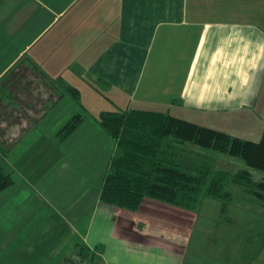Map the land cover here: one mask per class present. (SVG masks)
Instances as JSON below:
<instances>
[{
  "label": "crops",
  "instance_id": "0c3cea01",
  "mask_svg": "<svg viewBox=\"0 0 264 264\" xmlns=\"http://www.w3.org/2000/svg\"><path fill=\"white\" fill-rule=\"evenodd\" d=\"M38 80L80 99L101 87L109 111L167 112L259 141L264 0H0V138L24 129L9 148L0 140L14 176L0 192V264H264V228L152 199L138 211L101 202L116 148L98 122L106 110L89 116L85 104L84 122L61 139L81 110H60L69 96L53 100Z\"/></svg>",
  "mask_w": 264,
  "mask_h": 264
},
{
  "label": "trees",
  "instance_id": "16d2710c",
  "mask_svg": "<svg viewBox=\"0 0 264 264\" xmlns=\"http://www.w3.org/2000/svg\"><path fill=\"white\" fill-rule=\"evenodd\" d=\"M65 86L79 103L80 91L67 83ZM84 120L81 113L74 114L59 131L61 139L71 135ZM98 122L116 147L103 178L101 202L138 211L145 199H152L195 211L204 197H211L221 202L224 213L233 199L228 187L237 185L264 205V178L255 180L252 172H264V133L259 141H251L167 112L134 109L102 111ZM187 146L239 158L245 168L213 172L210 165L200 161L203 154ZM190 154L194 158L188 157ZM188 161L191 164L185 163ZM13 184V174L0 164V192ZM89 254L85 247H79V259L86 261ZM92 259L99 258L93 255Z\"/></svg>",
  "mask_w": 264,
  "mask_h": 264
},
{
  "label": "rangeland",
  "instance_id": "374dc122",
  "mask_svg": "<svg viewBox=\"0 0 264 264\" xmlns=\"http://www.w3.org/2000/svg\"><path fill=\"white\" fill-rule=\"evenodd\" d=\"M10 75L11 74H9V76ZM37 82L41 86L39 87L37 85L38 87L36 86V88H38V90H42V91L44 90L42 92L44 94H47V92H49L51 87L54 89L53 100H57L58 96H60V95L69 96V99L67 101L68 103L67 102L62 103L63 105H61V103L59 104L60 110H63V108L67 104L69 106L64 108V111L69 110V109L72 111V108L74 106H77L79 108V110H81L79 112L85 118V117H87V115L83 113L84 111H87L85 104H89L92 108V110L89 109L86 112V113H88L89 116L94 115L97 112V110H99V111L100 110L101 111L107 110V108L109 107V105L105 103V102H108V98L106 96H104V94H103L104 92H103L101 87L97 86L98 88H96L95 90L94 89L84 90L85 92L88 91L87 93L89 95L83 91L82 99H80V102L77 103L74 100V98L72 97V95H69L66 86L64 84H62L61 82L53 81L51 83L52 85L49 84L51 87L49 85H48L49 87H47V86L44 87L45 86L43 84L44 82L41 80H38ZM34 83L36 84V82H34ZM23 85L28 86L27 83H24ZM85 102H87V103H85ZM82 107L86 110H84ZM71 111H70V117L73 115V113ZM10 122H12V120H10ZM23 130L24 129L22 127H20L19 130L17 131V133L15 134V136L10 137L11 142H8V140H6V139L0 138V140H2L1 142L3 143L2 144L3 147L4 148L11 147V144L14 143L18 139V136L16 137V135L17 134L20 135L21 131H23ZM6 131H7V133H9V131H11V130H6ZM49 131H51V130H49ZM55 131H57V130H55ZM3 132H5V130H3ZM53 132L52 131L50 132L51 135ZM59 137H60V135H59ZM27 139H30V138H27ZM30 143L31 142L25 143L23 145L24 148L30 147L31 146ZM23 146H20L19 148H17L16 153H13L12 155L10 154L8 156L9 162H10V159L14 160V156H16L17 154H19V152H21ZM187 148L192 149L194 152L197 151V152L202 153L204 159H202L200 161H203V162L207 163L208 165H210L213 172L216 170H219V169L235 172L238 169L245 168V163L239 158H235V157L229 156L227 154L219 153V152H216L213 150H202L199 147L187 146ZM188 157L194 158V156L191 154L188 155ZM188 162H190V163H187V162H185V163L187 165L191 164V161H188ZM2 163H3V160H2V158H0V164L3 165L4 163L3 164ZM193 165H195V164H193ZM8 170L10 171L9 168H8ZM254 172H255V175H254L255 180H260V179H262L261 176H264V172L256 171V170H254ZM228 189L232 192L233 199L229 203V205L227 206V209L224 213L222 212L221 202L219 200L211 198V197H204L201 200V202L197 208V212L200 215L201 220H203V219H205L206 221L216 220V221H218L217 223L220 224V223H222V221L229 219V220H233L237 223L244 224V227L245 226L246 227H252V228L254 227V229L264 228V205L258 204L255 197H253L251 194L247 193L245 191V189L241 186L230 185V187H228ZM255 219L261 220V222H259V224H256V226L253 224V222H250V221L255 220ZM226 222H228V221H226ZM206 241H208V240L206 239Z\"/></svg>",
  "mask_w": 264,
  "mask_h": 264
}]
</instances>
